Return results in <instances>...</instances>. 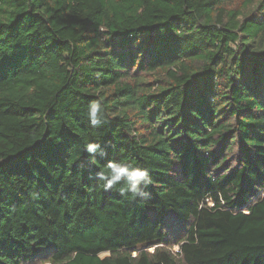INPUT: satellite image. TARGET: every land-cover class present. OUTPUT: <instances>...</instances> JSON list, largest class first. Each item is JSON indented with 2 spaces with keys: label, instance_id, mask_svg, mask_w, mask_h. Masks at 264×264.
Returning <instances> with one entry per match:
<instances>
[{
  "label": "trees",
  "instance_id": "obj_1",
  "mask_svg": "<svg viewBox=\"0 0 264 264\" xmlns=\"http://www.w3.org/2000/svg\"><path fill=\"white\" fill-rule=\"evenodd\" d=\"M37 257L264 264V0H0V264Z\"/></svg>",
  "mask_w": 264,
  "mask_h": 264
},
{
  "label": "clouds",
  "instance_id": "obj_2",
  "mask_svg": "<svg viewBox=\"0 0 264 264\" xmlns=\"http://www.w3.org/2000/svg\"><path fill=\"white\" fill-rule=\"evenodd\" d=\"M87 119L92 127H100L103 123L102 105L99 101H92L87 107ZM90 157L95 158L102 154L98 143H87L84 146ZM98 179L103 182L105 191L114 188L119 189L121 195H130L131 198L147 195L144 186L151 183V177L147 169L133 167L121 161H109L107 171H100Z\"/></svg>",
  "mask_w": 264,
  "mask_h": 264
},
{
  "label": "rangeland",
  "instance_id": "obj_3",
  "mask_svg": "<svg viewBox=\"0 0 264 264\" xmlns=\"http://www.w3.org/2000/svg\"><path fill=\"white\" fill-rule=\"evenodd\" d=\"M178 226H179V224L177 225L176 222L173 221V220H167L166 221V225H165V229L166 230H165V232L172 235V238L171 239H175L176 237H179L180 236L181 233L178 230ZM141 250H149L150 252H153L155 250V246H147V247H143V248L142 247H139L137 249V251H141ZM177 251H179V247L178 246H175L173 248V252H177ZM107 255L108 254H104V255H102V257L107 256ZM39 260H40L39 257L35 258L33 260L34 261L33 264H40Z\"/></svg>",
  "mask_w": 264,
  "mask_h": 264
}]
</instances>
